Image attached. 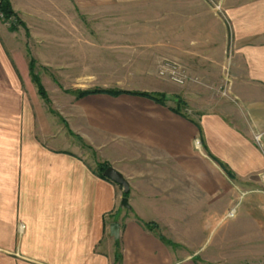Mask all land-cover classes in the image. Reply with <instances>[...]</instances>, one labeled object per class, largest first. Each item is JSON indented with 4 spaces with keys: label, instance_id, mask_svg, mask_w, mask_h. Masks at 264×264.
<instances>
[{
    "label": "crops",
    "instance_id": "1",
    "mask_svg": "<svg viewBox=\"0 0 264 264\" xmlns=\"http://www.w3.org/2000/svg\"><path fill=\"white\" fill-rule=\"evenodd\" d=\"M73 1L114 9L144 0ZM231 4L232 39L203 12L190 14L196 22L189 29L175 27L172 58L185 72L184 86L157 73L167 48L145 52H157V60L129 56L119 76L110 55L99 57L106 66L82 71L86 55L78 48L71 58V42L63 41L62 79L91 76L93 89L166 95L163 104L130 93L75 99L66 117L87 147L44 109L0 21V264H225V238L204 247L214 213L225 212L232 180L264 174V146L254 140L264 134V0ZM93 47L115 52L112 44ZM222 82L229 86L224 98L214 90ZM97 163L128 181V208L120 205L122 188L101 178Z\"/></svg>",
    "mask_w": 264,
    "mask_h": 264
},
{
    "label": "rangeland",
    "instance_id": "2",
    "mask_svg": "<svg viewBox=\"0 0 264 264\" xmlns=\"http://www.w3.org/2000/svg\"><path fill=\"white\" fill-rule=\"evenodd\" d=\"M233 1L224 0V4L223 0H144L139 4L108 9L103 6L102 8L93 5L81 6L73 0H9L17 17L11 16L5 20L0 13V21L7 26L11 40L25 58L31 90L41 100L44 109L53 114L58 126L64 125L71 136H74L83 147H87L82 138L69 128L66 115L75 99L81 98L78 97L80 91L93 89L88 85L92 78L82 75L84 77L80 80L62 79L60 65L63 56L69 55L62 51L63 41L71 42L69 47L71 58L77 53L72 51H77L78 48L86 55L82 71L88 72L93 66L95 68L106 66L105 60L99 57L110 55L114 57L112 70L119 76H124L126 71L124 65L131 62L129 56H133V62L137 59L136 62H143L142 56L147 55L154 56L157 60L159 55L157 52L155 54L145 52L149 48L155 51L157 48L162 50L167 48L169 55L159 58L157 73L159 77L167 78L177 86H184L186 80L184 84H178L170 79L168 73L160 74L162 69L169 71L173 67L185 73L173 63L175 27L182 24V28L189 29L190 24L194 25L196 22L191 21L190 14L193 12L196 18L203 12L222 22L229 39H232L230 34L233 24L225 10L233 6L231 4ZM96 30H102V35H97ZM67 33L70 34L69 38L63 36ZM95 44L115 45V52L106 53L101 48L95 51L93 50ZM127 50L133 52H126ZM90 55H93L96 61L91 62ZM226 61H230L229 58ZM74 72L77 73V69H70L68 75H73ZM31 74L38 78L39 84L33 80ZM63 80H69L70 83H63ZM228 89L229 86L225 85V82L214 86L215 93L220 98L226 97V93L229 94ZM258 135L260 139L256 141ZM254 140L258 146H264V134H255ZM91 155L94 154L91 152ZM231 188L225 212L214 213L213 233H207L204 237V247L225 238V264H264V174L258 176L255 181H247L245 184L232 180ZM231 210H234L232 215L229 214Z\"/></svg>",
    "mask_w": 264,
    "mask_h": 264
},
{
    "label": "trees",
    "instance_id": "3",
    "mask_svg": "<svg viewBox=\"0 0 264 264\" xmlns=\"http://www.w3.org/2000/svg\"><path fill=\"white\" fill-rule=\"evenodd\" d=\"M0 13L2 14L3 18L5 20L9 19L11 16H16V13L13 11V9L11 8L10 2L9 0H0ZM32 64L33 61L31 60L30 62V69L32 70ZM32 73V72H31ZM32 75V74H31ZM33 80H35V82L37 84H39L38 78L35 77V75H32ZM93 93H107L113 96H117L121 93H130V94H135V95H139V96H143V97H148L156 102H159L161 104L164 103L166 96L164 94L161 93H147V92H126V91H122V90H102V89H92V90H85V91H80L78 93V97H84L86 95L89 94H93ZM109 165L107 163H99L97 165V174L104 179H108L103 175V171L106 167H108ZM225 172L227 173V175L230 178H233V174L226 168V166L221 165ZM128 194V193H127ZM127 194L123 193V196H127ZM147 228L149 229H154L157 227V224L155 223H146L144 224ZM161 240L163 242H165L166 244H170L171 242H169L166 238H164L163 236H160ZM119 259V255H117V260Z\"/></svg>",
    "mask_w": 264,
    "mask_h": 264
},
{
    "label": "water",
    "instance_id": "4",
    "mask_svg": "<svg viewBox=\"0 0 264 264\" xmlns=\"http://www.w3.org/2000/svg\"><path fill=\"white\" fill-rule=\"evenodd\" d=\"M103 175L106 178H108L109 180H111L112 182H114V183L118 184L119 186H121L124 194H127L129 192V183H128V181L114 167H112V166L106 167L104 169V171H103ZM120 205L122 207H125V208L129 207L127 196H123L122 197Z\"/></svg>",
    "mask_w": 264,
    "mask_h": 264
},
{
    "label": "built area",
    "instance_id": "5",
    "mask_svg": "<svg viewBox=\"0 0 264 264\" xmlns=\"http://www.w3.org/2000/svg\"><path fill=\"white\" fill-rule=\"evenodd\" d=\"M165 73H168V76L172 81L178 84H184L186 78H185V73L181 72L179 69L173 67L169 71L168 70H161L160 74L164 75ZM260 135L256 136V141H258L260 138ZM234 210H231L229 213H233Z\"/></svg>",
    "mask_w": 264,
    "mask_h": 264
}]
</instances>
